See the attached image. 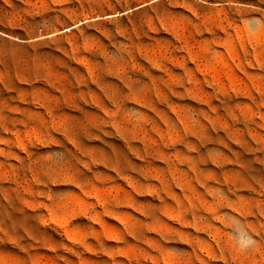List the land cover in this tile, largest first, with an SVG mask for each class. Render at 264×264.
<instances>
[{
    "label": "rangeland",
    "instance_id": "374dc122",
    "mask_svg": "<svg viewBox=\"0 0 264 264\" xmlns=\"http://www.w3.org/2000/svg\"><path fill=\"white\" fill-rule=\"evenodd\" d=\"M0 264H264V0H0Z\"/></svg>",
    "mask_w": 264,
    "mask_h": 264
},
{
    "label": "clouds",
    "instance_id": "9594fccd",
    "mask_svg": "<svg viewBox=\"0 0 264 264\" xmlns=\"http://www.w3.org/2000/svg\"><path fill=\"white\" fill-rule=\"evenodd\" d=\"M253 241L249 238L248 240H247V243L248 244H251Z\"/></svg>",
    "mask_w": 264,
    "mask_h": 264
}]
</instances>
